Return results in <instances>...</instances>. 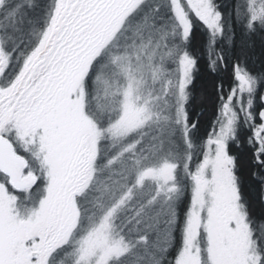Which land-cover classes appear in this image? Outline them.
Listing matches in <instances>:
<instances>
[{
    "label": "snow or ice",
    "instance_id": "1",
    "mask_svg": "<svg viewBox=\"0 0 264 264\" xmlns=\"http://www.w3.org/2000/svg\"><path fill=\"white\" fill-rule=\"evenodd\" d=\"M0 264H264V0H0Z\"/></svg>",
    "mask_w": 264,
    "mask_h": 264
},
{
    "label": "trees",
    "instance_id": "2",
    "mask_svg": "<svg viewBox=\"0 0 264 264\" xmlns=\"http://www.w3.org/2000/svg\"><path fill=\"white\" fill-rule=\"evenodd\" d=\"M199 40V34H197V41ZM214 77H211L207 75L206 73L202 74L201 78L197 81V91H196V96H197V110L199 111V106L202 103L200 97L201 95H207L209 100H211L213 96V84H214ZM227 83V81H225ZM205 107L210 108L211 105L205 104ZM202 119H207V117H203Z\"/></svg>",
    "mask_w": 264,
    "mask_h": 264
}]
</instances>
